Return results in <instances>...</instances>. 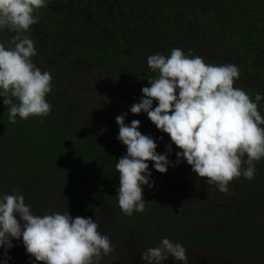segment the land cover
<instances>
[{"label":"trees","instance_id":"1","mask_svg":"<svg viewBox=\"0 0 264 264\" xmlns=\"http://www.w3.org/2000/svg\"><path fill=\"white\" fill-rule=\"evenodd\" d=\"M38 14L35 26L45 28L59 46V77L55 74L53 79L61 85L95 72L100 84L90 89L126 85L136 99L129 102L133 104L139 102L142 87L149 86L148 79L158 75L149 68L147 57L157 52L168 56L178 47L210 64L237 65L240 76L234 87L244 89L253 99L257 92L264 93V0H50ZM3 99L0 194L23 193L31 211L41 215L69 210L94 220L110 218L122 231L123 225L115 218L122 213L119 174L110 179L103 171L126 153L112 145L113 131L101 133L79 111H71L70 105L79 104L70 94L59 93L58 97L52 90L47 95L52 105L47 117H17L15 123L8 121ZM258 109L264 116V101ZM134 120L141 121L143 134L163 142V147L172 143L146 113L134 114ZM256 169L252 180L231 181L229 193L249 205L245 212L264 216V160ZM51 191L58 192L57 207L44 197ZM28 192H33L32 201ZM260 225L259 229L253 224L248 227L251 233L264 230V217Z\"/></svg>","mask_w":264,"mask_h":264},{"label":"clouds","instance_id":"2","mask_svg":"<svg viewBox=\"0 0 264 264\" xmlns=\"http://www.w3.org/2000/svg\"><path fill=\"white\" fill-rule=\"evenodd\" d=\"M49 2L0 0V31L15 33L11 41L0 40V97L10 123L17 117H47L52 111L47 100L53 90L52 73L34 63L36 41L29 35L40 20L39 10ZM147 64L158 75L148 79L149 86L142 87L139 102L128 112L146 113L179 151L173 162L172 143L160 153L156 138L140 131V120L126 123L128 112L115 117L117 139L126 146L115 164L123 214L146 211L144 187L154 186L149 162L162 174L186 162L198 177L206 178L207 185L225 194L234 179H254L256 164L264 160V116L258 109L264 93L257 92L253 99L234 87L240 76L237 65L210 64L191 50L174 47L168 56L157 52L147 57ZM99 227L93 217H73L69 210L35 215L23 193L5 192L0 194V249L4 250L0 264L12 259L13 240H22L30 264H100L114 246ZM169 258L174 264H188L186 247L168 237L141 255L146 264H166Z\"/></svg>","mask_w":264,"mask_h":264},{"label":"flooded vegetation","instance_id":"3","mask_svg":"<svg viewBox=\"0 0 264 264\" xmlns=\"http://www.w3.org/2000/svg\"><path fill=\"white\" fill-rule=\"evenodd\" d=\"M56 8L59 13V5H56ZM44 29L35 25L31 27L29 35L36 41L37 48V55L32 59L42 70L52 72V77L55 74L59 77V46ZM14 35V32L5 29L0 31V40L8 37L9 40L6 41H11ZM50 66L54 71L49 70ZM54 81L59 82V79H52V83ZM53 91L59 97L55 88ZM105 131H113L112 145L125 152L126 146L117 139L119 127ZM156 142L157 151L165 152L164 143ZM172 149L169 159L175 162V152L179 149L174 144ZM115 164L109 163L103 168L110 179L116 177ZM151 165L152 162H149L154 186L144 188L146 211L134 213L132 216H126L123 212L120 216L115 215L123 225L122 231L112 219L103 218L110 239L115 243L126 242L125 260L134 259L138 263L146 264L141 259L142 252L149 247L158 246L162 237H168L183 244L190 252L189 256L197 254L201 260H206L208 256L215 258L213 254H217L231 256L235 264H264V230L251 233L248 227L253 224L259 229L263 222L262 214L256 211L245 212L249 205L229 192L225 194L218 191L215 185H207L206 178L198 177L186 162H181L175 167L170 166L163 174ZM216 218L221 222L214 220ZM121 234L123 235L120 236ZM212 240L214 244L209 245L208 242L213 243ZM172 261L173 259L169 258L166 264H174Z\"/></svg>","mask_w":264,"mask_h":264},{"label":"rangeland","instance_id":"4","mask_svg":"<svg viewBox=\"0 0 264 264\" xmlns=\"http://www.w3.org/2000/svg\"><path fill=\"white\" fill-rule=\"evenodd\" d=\"M77 68L82 69L81 67ZM49 70L54 71V68L51 67ZM84 76L85 73L82 74L80 79L74 80L73 82H65L63 85L59 84L57 81H54L52 83L53 88H55L62 96L66 97L70 94L72 95L73 99L78 101L79 105H70L74 109L71 111H79L84 120L93 129H111L117 125L115 117L121 113L128 112L130 106L132 105L129 102H134L136 100L135 97L129 93L126 85H100L96 90H92L90 89V86H97L100 84L99 82H96L98 78L95 76V72L92 74L89 73L88 77L86 78ZM95 77L97 79H95ZM76 95L85 97L88 95V97H84L81 102L78 97H75ZM112 106L116 107V109L112 110L111 108H106ZM110 110H112V112ZM132 120H134V114L128 112L125 122L130 123ZM33 197V192L32 194L28 192L27 198L32 201ZM44 197L49 201V204H53L55 207H57V191H51L50 193L45 194ZM33 214L41 215V213ZM71 215L73 217L78 216L75 213ZM214 220L221 222V220L218 218ZM103 221V217L99 218V221H97L100 226L99 231L108 235ZM111 242L114 246V251L109 255L104 256L100 261V264H141L136 262L134 259L125 260L126 253L124 247L126 246V242L115 243L112 240ZM13 244L15 246L9 250V255L12 257V259L9 261V264H30V254H26L22 240H13ZM3 251V249H0V259L3 258ZM189 254L190 252L187 250V255L189 256ZM194 255L195 256H189L188 264H235V261L229 255L218 256L217 254H213L215 258H213V256H208L206 260H201V257H199L197 254ZM176 263L179 264V262Z\"/></svg>","mask_w":264,"mask_h":264}]
</instances>
